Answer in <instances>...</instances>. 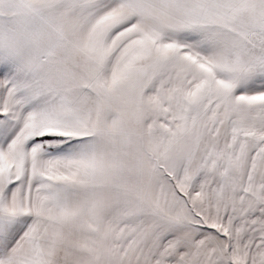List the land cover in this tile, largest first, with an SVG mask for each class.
<instances>
[{
	"label": "snow or ice",
	"instance_id": "obj_1",
	"mask_svg": "<svg viewBox=\"0 0 264 264\" xmlns=\"http://www.w3.org/2000/svg\"><path fill=\"white\" fill-rule=\"evenodd\" d=\"M0 264H264V0H0Z\"/></svg>",
	"mask_w": 264,
	"mask_h": 264
}]
</instances>
